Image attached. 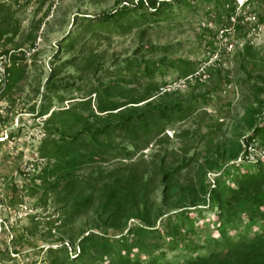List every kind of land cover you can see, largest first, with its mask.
I'll use <instances>...</instances> for the list:
<instances>
[{
    "label": "trees",
    "instance_id": "obj_1",
    "mask_svg": "<svg viewBox=\"0 0 264 264\" xmlns=\"http://www.w3.org/2000/svg\"><path fill=\"white\" fill-rule=\"evenodd\" d=\"M8 1L0 0L4 54L32 48L52 6L49 0L43 16L22 32L10 3L17 6L18 0ZM45 1L39 0L38 10ZM260 2L264 0H115L110 11L73 17V29L52 55L40 104L28 110L35 118L46 117L37 148L44 164L30 176L27 195L42 192L44 205L53 200L57 217L47 222L49 234H67L90 212L95 223L68 240L60 236L49 242L46 264H264V157L251 159L248 151L250 145L264 150V58L245 41L264 24ZM177 8L206 9L221 37L245 41L238 55L248 64L244 80L249 91L241 122L228 148L214 142L210 132L202 134L206 156L201 160L195 153L187 157L196 147L195 136L175 134L174 126L202 108L197 100L206 105L232 80L227 70L209 64L202 72L213 82L202 93L183 100L179 90L163 91L168 70L177 71L178 79L194 77L193 87L202 86L198 66L206 60L172 59L179 43L158 46L149 37L170 22ZM132 32L137 46L131 56L116 61L114 70L104 68L105 51L85 48L93 39ZM206 44L212 52L217 49L213 41ZM28 66L22 51L11 56L1 99L25 81ZM68 68L80 74L76 80L62 76ZM156 75L162 81L156 82ZM67 91L79 96L68 98ZM65 101H70L66 107ZM170 129L175 137L186 138L178 150L166 149ZM189 168L193 175L180 181ZM24 241L20 236L11 244Z\"/></svg>",
    "mask_w": 264,
    "mask_h": 264
},
{
    "label": "rangeland",
    "instance_id": "obj_2",
    "mask_svg": "<svg viewBox=\"0 0 264 264\" xmlns=\"http://www.w3.org/2000/svg\"><path fill=\"white\" fill-rule=\"evenodd\" d=\"M114 1L52 0L56 8L52 16L49 15L48 20H45L46 26H44L45 29L42 32L43 35H41L40 49L33 60H30V63L28 62L29 66L25 81L7 99L0 101V264H46L45 249L49 242L53 243L60 236H65L68 240L69 236L75 237L80 229L86 231L92 228L95 223L94 215L90 212L74 223L67 234L58 231L55 233L52 231L49 234L47 222L57 217V215H53L55 214L53 200L44 205L41 203L42 192H38L34 197L28 196V188L32 187L31 177L22 178L19 171L25 160L39 157L37 148L40 138H35L39 128L35 125L37 124L34 121L35 117H32L28 110L32 105L37 107L40 104L41 92L49 68H52V55L56 50L57 42L73 29V17L76 14L97 15L104 11H110L114 8ZM124 1L127 2L128 0ZM242 1L238 0V3L241 4ZM38 2L39 0H30L27 5H24V3L19 8L10 2L15 17L21 20L22 32L28 30L30 24L47 11L50 1L46 0L39 10L40 5ZM254 6L257 7V3H254ZM259 6L260 10L258 12L262 14L264 12V2H260ZM205 10L177 8L173 12L170 22L161 24V28L152 32L149 36L152 43L158 46L179 43L180 47L176 49V53L172 54V59L206 60L198 66L199 75L197 76H199L202 84L199 87H193L194 77L189 78L188 83L183 78H177V71L168 70L163 80L171 85L168 87L169 92L179 90L178 98L184 100L191 95L202 93L207 87L205 85L212 84L213 81L207 75H203L202 72L204 66L209 64L219 65L223 70H227L232 80L228 87H224L222 91L209 96L206 105L202 104L201 99L197 100L202 108L192 117L174 126L175 134L187 133L195 136L196 147L190 150L187 157L195 153L199 160L206 156L203 152L204 142L200 139L202 134L210 132L214 142H220L221 147L228 148L229 141L234 139L233 129L241 122L243 108L246 105V95L249 91V83L247 84L244 80L246 79L244 71H249L248 64L242 63L238 55L244 42L248 41L254 49L258 50V57L264 58V24L252 31L245 41L237 39L233 35L229 38L221 37V30L214 27L205 15ZM137 41L135 32H132L123 36L93 39L86 43L85 48L90 47L97 52L105 51L108 55L104 62V68L114 70L117 60L132 55L137 46ZM207 41L214 42V46L217 48L214 52H212V48L209 49L207 46ZM227 44L232 45L228 50L224 46H227ZM68 57L69 54L65 55L63 59L67 60ZM255 70L257 69L255 68ZM64 75L69 76L71 80H76L80 74L76 73V70L68 68L62 76ZM155 80L156 82L162 81L159 75H156ZM178 80L184 82L176 88L172 83ZM63 94L68 98L79 96L78 93L70 91ZM69 102L65 101L63 106H68ZM54 104V107H58L56 103ZM10 134H12V137H10ZM166 134L170 138V142L165 145L168 150H178L186 141L185 137H175L171 129L166 131ZM242 134H245V132H242ZM6 135H9V137L2 141L1 138L4 139ZM255 144L257 145L258 142ZM152 149L153 147L147 149L145 153L148 154ZM258 150L252 152L253 155H258ZM181 159L182 156L179 155L177 160ZM43 164L42 162L38 165L37 170H39L34 175L38 174ZM192 175L193 169H186L181 173L180 181L184 182ZM213 175V173H210L209 178H212ZM15 184L21 185L23 189L12 192L11 188ZM20 236L25 240L22 244H11L14 239ZM11 249L16 250L18 254L10 255ZM6 250H8V254Z\"/></svg>",
    "mask_w": 264,
    "mask_h": 264
},
{
    "label": "built area",
    "instance_id": "obj_3",
    "mask_svg": "<svg viewBox=\"0 0 264 264\" xmlns=\"http://www.w3.org/2000/svg\"><path fill=\"white\" fill-rule=\"evenodd\" d=\"M6 2H9L8 0H5ZM27 0H18L17 1V7H20L21 5H23ZM56 8L55 4L52 3V6L49 10V13L47 15V17L49 15L52 16L53 12H54V9ZM46 17V21L48 20ZM248 20H250V18H248ZM44 21L41 26H40V30H39V36L36 38L35 42H34V46L32 48H29V49H19L17 50L16 52L13 51V50H10L7 54H4L1 52L0 50V101L1 100H4V99H1V94L2 92L4 91L5 89V86H6V83H7V68L10 67L11 65V56L13 54H16V55H19L20 51H22L24 53V57L26 59V62H29L30 63V60H31V56L38 52L39 49H40V41H41V37H40V33L43 31L44 29V26H45V22ZM226 47V50L230 49L232 47L231 44H227L224 45ZM229 47V48H228ZM190 78V77H189ZM187 78V79H189ZM186 80V79H185ZM184 81L183 80H178V81H175L173 82L172 84H174L177 87L180 86L181 83H183ZM171 85L167 84V86H165V88L163 89V91H169L168 90V87H170ZM32 117H34L33 114L29 113ZM46 116H43L42 118H34V121H36L38 128H39V131L36 132V135H35V138H40L39 141H41V139L44 137V133L41 129V126H42V121L45 119ZM9 137V135H6V137L3 139L1 138L2 141H4L5 139H7ZM248 151L250 152L249 155H250V158L252 159L253 157L255 156H259V155H262L264 157V150L262 151H259L258 150V155H253L252 152H257V149L255 148V146L253 145H250L248 147ZM240 160V159H239ZM42 162L44 163V160L39 158L38 156L35 158V159H32V160H25L23 162V164L20 166V174L22 176V178H27V177H30V176H33L34 173H36L38 170V165L39 164H42ZM14 187L16 188V190L18 191H21L23 189V187L20 185H17L15 184ZM18 253L14 254L12 253V251L10 250V255H17Z\"/></svg>",
    "mask_w": 264,
    "mask_h": 264
}]
</instances>
